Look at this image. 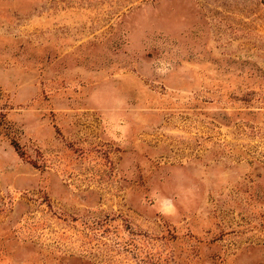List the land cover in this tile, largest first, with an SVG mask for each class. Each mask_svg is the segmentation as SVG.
<instances>
[{"label": "rangeland", "instance_id": "374dc122", "mask_svg": "<svg viewBox=\"0 0 264 264\" xmlns=\"http://www.w3.org/2000/svg\"><path fill=\"white\" fill-rule=\"evenodd\" d=\"M0 264H264V0H0Z\"/></svg>", "mask_w": 264, "mask_h": 264}]
</instances>
